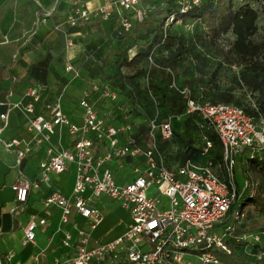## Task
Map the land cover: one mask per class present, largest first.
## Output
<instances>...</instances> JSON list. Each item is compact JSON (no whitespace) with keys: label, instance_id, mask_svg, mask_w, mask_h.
I'll return each mask as SVG.
<instances>
[{"label":"built area","instance_id":"built-area-1","mask_svg":"<svg viewBox=\"0 0 264 264\" xmlns=\"http://www.w3.org/2000/svg\"><path fill=\"white\" fill-rule=\"evenodd\" d=\"M144 1L106 0L96 8L77 6L69 13L67 22L71 26H81L92 15H99L103 20L118 16L124 28L129 29L132 18L143 21L154 10L157 0H148L150 3L146 6H143ZM176 3L181 12H188L202 0H176ZM96 92L111 102L118 98L110 86L85 90L78 102L82 108L81 123L74 122L63 112L60 99L44 105L49 117L36 114L34 102L41 100L36 89L29 92L33 102L17 105L27 114L28 128L34 132L37 142L49 140L59 125L67 126L76 136L71 148L58 151L49 148L48 158L40 165V181L49 182L51 173H63L70 163L75 164L72 194L66 196L54 191L45 198V204H55L61 209V226L69 224L74 213L83 218V224H73L76 235L64 231L62 242L71 253L56 258L52 264H225L216 250L231 251L227 240L233 234V226L231 223L225 225L222 232H217L216 227L231 210L237 196L236 158L248 151L250 156L264 162V117L255 121L234 104L188 99L187 112H198L207 119L223 143L227 178L222 179L212 162L200 165L188 159L176 168L168 166L157 134L160 132L163 139L170 140L175 116H168L161 124L151 119L145 137L136 142L129 134L130 123L112 122L115 119L112 109L103 115L98 113L92 100ZM181 92L187 94L188 90L183 88ZM2 117L5 118V114ZM20 143L15 138L6 145ZM211 145L212 142L206 140L205 151ZM31 150L29 144L19 150L20 159ZM127 159L131 163V179L120 183L112 163ZM38 184L25 178L16 181L12 187L17 201L26 202L30 189ZM151 188H155L153 193H149ZM88 190L91 196H87ZM103 196L117 201L129 213L131 222L122 235L89 246L93 231L104 219L100 208L91 202ZM233 216L240 220L244 212L236 210ZM44 223V219L30 220L25 227L24 242H33L36 228ZM234 237L236 241H260L258 233Z\"/></svg>","mask_w":264,"mask_h":264},{"label":"trees","instance_id":"trees-1","mask_svg":"<svg viewBox=\"0 0 264 264\" xmlns=\"http://www.w3.org/2000/svg\"><path fill=\"white\" fill-rule=\"evenodd\" d=\"M77 1L76 7L88 0ZM156 3L143 21L132 18L129 29L118 16L101 19L111 21L115 28L105 38L87 44L82 56L84 77L110 86L118 94L112 102V122L130 123L129 134L136 142L145 137L151 119L161 124L175 116L172 138L157 134L165 155L172 143L179 144L174 160L166 157L170 168L190 159L200 165L212 162L217 170L216 165L224 162L223 143L207 119L198 112H187V101L234 104L255 121L264 117V0H202L188 12H181L176 0ZM178 23L192 26L180 30ZM216 58L219 64L208 76L209 62ZM223 65L239 67L235 78L245 94L252 96L250 102L246 104L247 96L237 94L234 88L218 86L217 74ZM183 88L187 94L181 92ZM206 140L212 142L207 151ZM237 158L243 162L246 184L243 188L237 185L235 168L237 196L218 224L232 223L233 234L227 240L231 251L216 253L225 264H264V226L254 221L239 224L241 221L233 219V210L244 212L249 203L264 210V162L248 151ZM253 172L262 181L253 184ZM242 233H258L260 241H236L234 235Z\"/></svg>","mask_w":264,"mask_h":264},{"label":"crops","instance_id":"crops-1","mask_svg":"<svg viewBox=\"0 0 264 264\" xmlns=\"http://www.w3.org/2000/svg\"><path fill=\"white\" fill-rule=\"evenodd\" d=\"M105 2L88 0L80 5L96 8ZM77 4V0H0V264H52L56 258L67 257L71 249L62 242L64 231L76 235L74 222L83 224V218L74 213L71 222L61 226V209L45 204V198L54 191L72 194L75 164L70 163L63 173H51L49 182L40 181V165L48 158V149L71 148L76 136L67 126L59 125L49 140L37 142L28 128L27 114L17 107L33 102L29 92L36 89L41 97L34 102L36 114L49 117L44 105L60 99L63 112L74 122H82L79 97L70 86H84L83 92L102 86L84 77L82 56L87 44L105 38L115 26L95 15L85 26H71L67 17ZM92 100L100 115L113 107L98 92L92 94ZM15 138L20 145L8 147L6 144ZM27 144L32 150L20 159L18 151ZM112 168L118 182L131 179L128 159L113 162ZM20 178L39 183L30 189L26 202L17 201L12 187ZM87 196H91L90 190ZM91 203L102 212L106 209V213L93 231L89 246L111 241L125 232L131 218L117 201L103 196L93 198ZM32 219H44L45 223L36 228L35 240L25 243V227ZM223 227L217 226L216 231L222 232Z\"/></svg>","mask_w":264,"mask_h":264},{"label":"rangeland","instance_id":"rangeland-1","mask_svg":"<svg viewBox=\"0 0 264 264\" xmlns=\"http://www.w3.org/2000/svg\"><path fill=\"white\" fill-rule=\"evenodd\" d=\"M161 2L165 3L167 0H160ZM155 2V1H154ZM153 2V3H154ZM150 2L148 0H145L144 3H143V6H146L147 4H149ZM157 4V3H156ZM97 18H101L99 15H95ZM96 18V19H97ZM260 24H262V22L260 21ZM192 25H183L181 23H178V28H180V30L184 27H187L188 29H190ZM219 64V59L216 58L215 60H211L209 62V65L207 67V71L209 72L208 73V76H210V73L212 72V70ZM238 70H239V67L234 65L232 67H229L227 65H223L222 68L219 70L218 74H217V84L218 86H221V88L223 89H229V88H234L235 91H237V94H241L243 93V96H247L245 98V102L246 104L249 101V98L251 99V95L247 93V95L245 94L246 90L245 89H241L239 87V84L237 82V79L235 78V75L238 73ZM69 77H71V74L69 73ZM238 85V86H237ZM83 87L84 86H81V87H77V86H70L71 89L75 90L77 96L79 98H81V96L83 95ZM75 88V89H74ZM101 108V107H100ZM104 108V107H102ZM179 144L178 143H172L171 146H169L167 148V153H166V157L168 159L169 157V160H174L175 158V154L176 152L178 151V146ZM170 155V156H169ZM242 164L243 162H241L240 159L237 158V162H236V177H237V180L239 181V183L237 184L239 187H242L246 184V178L244 176V173L242 171ZM175 166V165H173ZM216 172L217 174L222 178V179H226L227 178V173L225 171V167H224V162L222 163H219L218 165H216ZM253 175V184L257 183L258 181H262L261 180V176L260 175H257L255 172L251 173ZM241 185V186H240ZM155 191V188H151L149 190V193H153ZM113 205H117L118 207V204L113 202ZM235 212V209L233 210ZM103 212L104 214L106 213V209H103ZM234 212H233V215H234ZM244 212H245V217H242L239 221H241L239 224L241 223H248L250 224L252 221L254 222H258L261 227L264 226V210H261L260 207L258 206H255V204L253 203H249L246 205L245 209H244ZM246 216H248V219H246ZM233 219L234 216H233ZM223 220V219H222ZM221 220V222H222ZM237 220V219H236ZM232 224V223H231ZM218 227H223L222 225H218ZM217 251H221L219 249L216 250Z\"/></svg>","mask_w":264,"mask_h":264}]
</instances>
